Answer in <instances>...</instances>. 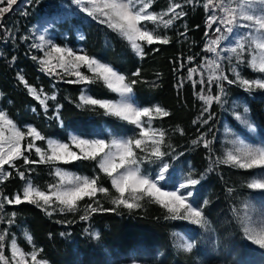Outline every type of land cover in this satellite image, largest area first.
Returning <instances> with one entry per match:
<instances>
[{
    "label": "trees",
    "instance_id": "16d2710c",
    "mask_svg": "<svg viewBox=\"0 0 264 264\" xmlns=\"http://www.w3.org/2000/svg\"><path fill=\"white\" fill-rule=\"evenodd\" d=\"M42 2L31 0L23 8L24 13L20 11L6 13L0 20V25H3L0 27V91L2 93L0 104L19 125L32 123L44 137L53 134L66 138L69 129L86 120L96 123L107 122L112 126L123 122L116 117L105 115L104 110L98 107L91 110L89 107L78 106L82 83H69L66 77L51 75L41 70L42 66L37 59L39 51L25 37V27L30 22L28 9L31 5H36V8L43 12L46 11L47 5L42 6ZM185 13L186 15L177 19V23L169 29L170 43L145 44L143 57H137L128 42L117 37L115 32L103 25L96 24L94 27H86L85 30L87 50L90 53L104 57L124 72L129 83L132 79L138 81L133 86V97L139 104L158 103L169 112L168 116H161L160 119L167 128H180V137H173L175 146L192 140L205 128L199 121L203 102L196 95V88L186 80V77L190 68L202 59L207 36L205 33H208L207 17L202 3L187 6ZM17 17H20V24L15 22ZM105 32H108L112 38L111 45L106 44L103 39ZM137 70L140 76L134 77L132 74ZM21 75L28 85L36 89L47 93L57 90L56 101L60 105L59 119L56 118L57 110L44 109L39 100L28 91L18 78ZM90 86L98 97L113 96L101 80L91 83ZM238 92L244 96V91ZM244 97L249 102L254 120L264 134V92H258L256 97ZM89 132L86 127L84 133L89 134ZM28 142L29 138L26 137L23 145L26 146ZM208 152L203 144H199L187 155L194 165L200 166ZM24 155L30 160L40 159L35 149L30 153L26 151ZM92 162L77 160L51 165L45 163L24 165L23 159H18L15 161L16 168L8 165L12 175L0 181V195L14 198L16 194L21 193L24 181L28 178L38 186L45 187L51 182L56 166L88 171L93 166ZM47 166L50 175L46 172ZM17 168L25 172V179L19 177ZM28 168L32 171H27ZM231 173L237 176L239 172L233 170ZM106 185L109 192H113L109 180L106 181ZM94 200L95 197L92 199L86 197L78 202L77 211L58 210L51 216L47 215L43 208L28 202L7 205L3 211H0V219L4 221L13 219L14 222L0 223V235L4 236L3 232L6 235L15 234L14 224L22 223L41 247V254L52 264H107V256L121 257L126 261L132 255L139 260L149 262L145 254L152 248H155L162 258H166L170 229L169 224L159 213L162 207L160 204L151 203L129 211L123 207L117 208L112 204V197L105 196L101 199V210L86 214L89 218L82 220L81 209L91 205ZM112 208L116 210L103 211ZM13 212L15 217L11 216ZM93 228L99 231L98 240L91 237ZM4 241L5 236L3 241H0V245H4ZM7 242L4 246L5 250H7ZM18 242L27 246L26 240L21 236L18 237ZM177 259V264L186 263L188 257L181 254ZM159 262L169 264L170 260L164 259Z\"/></svg>",
    "mask_w": 264,
    "mask_h": 264
},
{
    "label": "rangeland",
    "instance_id": "374dc122",
    "mask_svg": "<svg viewBox=\"0 0 264 264\" xmlns=\"http://www.w3.org/2000/svg\"><path fill=\"white\" fill-rule=\"evenodd\" d=\"M30 1L31 0H17V3L13 5L10 12L20 11V13H24L23 8L28 5ZM36 1H43L42 6L47 5V9L43 12L36 8V5L30 6L28 9V19L30 22L27 24V27H25V37H27V40L31 41V45L39 51V54L37 55L38 61L48 58L47 54L51 47L49 41H51L52 44H56L64 48H70L78 54H87L89 57H93L101 63L108 64L119 74L127 77L124 72L113 66L107 59L90 53L87 50L85 30L86 27H94V25L100 24L108 30L115 32L117 37L128 42L130 45V42L127 41L126 38H123L121 34L109 28L107 24H102L97 19L88 16L87 13L81 10L83 5H77L76 0ZM207 2L208 0H192L191 3H185V0H152L149 11H155L157 13L167 12L172 4L181 3L183 6L182 10L185 12L187 6H192L196 3H202V5H204ZM219 2L220 0H214V3L216 4H219ZM243 4L244 0H225V5L233 8ZM180 10L181 9H177V11ZM205 12L207 21L209 15L211 14H215L217 16L223 15V13L219 10L212 13L210 10L205 9ZM19 19L20 17L15 18V22L18 24L21 23ZM165 19H168V17L166 16ZM237 22L243 24L251 23L239 18ZM175 23H177V20L174 21L173 25ZM217 26L219 25H213L212 29H208L202 59L199 63L190 68V70L195 69V71L191 72L189 70L186 77V80L191 82V84L196 88V95L198 98L201 96L215 97L220 95L218 84L214 78L223 74L227 75L229 79H234L232 72L233 68H237V70L241 72L242 76L248 79L264 78V74H260L249 67L252 57H256L258 60L261 56V50L255 46V39L259 34L252 32L245 36V33H249V29L247 28H237L231 35L223 33L227 39L221 40L218 48V58L217 53L206 51L210 41L221 35V33H216L214 31ZM146 27L148 29L155 27L157 34L169 37V29L171 27L164 28L162 25L157 27L151 22H148ZM42 36L44 37L43 40L41 39ZM239 38H243V42L245 43V51L240 57L245 61V63L237 66V54L233 53L231 48L236 46ZM103 39L108 45L113 43L108 32L104 33ZM138 43H140L144 49L146 42L138 41ZM133 52L137 57H141L134 50ZM214 61L221 65V69H217L215 67L213 63ZM52 64L56 65L57 60L53 59ZM79 71L92 79H96L94 74L87 67H81ZM48 73L51 75H60L63 78L66 77L67 81L77 79L74 75L67 74L58 67ZM209 80H212L213 82L209 83ZM97 81L98 79L96 82ZM201 81H204V83H201ZM101 82L103 81L101 80ZM126 82H129L128 79ZM222 83L226 95L221 97V103L213 101L207 106V111H205V102L200 98L203 102V110L199 121L205 127L204 131L192 140L184 141L179 146H175L173 144V137H180V128L165 127L160 119L161 116L154 113L151 121V128L162 129L165 132V143L161 146V151L166 152L167 155L161 159L152 157L148 160H144L141 164L142 172L150 177H154L156 173L160 171L162 164H168L169 167L166 174L167 178L166 180L160 182V186L165 191L176 190L178 184L186 181L188 174L191 172L192 178L198 179L200 183L191 189H182L180 191L184 192L190 190L192 192L189 202L193 203L194 206L200 205L203 207L205 216L209 222L208 227L201 228L198 225L191 224L187 220L166 218L169 217L170 214L161 205L162 207L160 208L159 213L162 216V219L169 224L170 229V242L168 244L169 248L166 250V258H162L158 251L155 248H152L150 252L145 254V257L149 259V262L133 257L132 252H130L132 256H130L126 261L121 257L116 258L115 256L112 258V256H107V264H162L159 261H164V259L170 260L169 264H177V258L181 254H185L188 257V260L186 263L180 262L179 264H264V249H260L259 246L254 245L251 241L247 240L244 233V226L253 228L256 231L264 230V190L250 189L247 187L248 183L251 182L252 179L257 178L256 173L264 172V169L245 170L223 163H215L218 159L225 158L227 152L240 146L241 141L249 144L264 145V134L260 131L258 124L254 120L249 102L244 97H256L258 92H264V90L254 89L252 91H246L238 84H228L227 81H222ZM82 84L83 87L79 95V104H81V94L113 102H117L122 99L118 92H114L109 88L108 89L113 93V96L98 97L93 93L90 84ZM28 86L34 88L32 85ZM34 89L37 94L40 95L41 99L44 98L45 94L48 96L55 95L56 97V89L50 93L41 89ZM238 91H244V96L240 95ZM1 96L2 93L0 91V99ZM131 101L140 107L160 106L158 103L139 104L134 99L133 94L131 96ZM47 105L48 109L52 108L54 110H58L60 107L56 99H49L47 101ZM245 106L249 109L247 114L243 112V108ZM0 109H2L7 116L13 120L14 124L20 130H26L28 126H31L35 127L40 132V130L32 123H26L23 126L19 125L1 104ZM209 114H211L213 118L208 120L207 123H203V121L208 118ZM237 114L241 116L247 115L250 122L254 124L255 130H250L241 120H238L236 118ZM143 119L146 121L148 118L145 117ZM75 127L68 130V136L66 138L52 134L46 136L45 140L35 141V145L42 148L47 154L48 149L46 141L51 139L54 141L69 143L72 150L79 154V149L71 145L69 139L70 136H79L85 139L99 138L108 142H111L112 139H128L133 137L140 138L138 136L140 129L136 125L127 121L118 122L116 126H112L107 122L96 123L94 121L90 122V120H86L77 123ZM86 127H88L90 131L89 134L84 133ZM202 136H204L205 139L211 140L212 145L211 150L206 156H204L202 164L200 166H196L191 162L187 154L191 150L195 149L199 144H203V141L199 144H193L194 140H199ZM30 139L31 138H29V140ZM150 143L151 142L149 141V143L145 145L146 149L150 148ZM136 151L138 157L141 158L147 154V151L141 152L139 149ZM81 160L78 161L80 162ZM97 160H99V157ZM91 161H93V166L88 171L77 169L73 170L62 166H56L53 170L51 182L45 187L38 186L28 178L24 181L20 194L22 195L23 188L27 186V183H31L34 187H37L42 191H47L48 186L52 184L61 185L60 178L54 175L57 168L62 169L69 176L99 177L98 187L102 186L107 188L106 181L109 180L111 183V179L100 171L97 161ZM4 168L6 172H9L8 165H5ZM233 170H238L239 173L237 176L231 173ZM46 172L49 175L51 174L48 170V166ZM62 186L68 187L69 185L65 182ZM117 195L118 193L115 192V189L113 192H108V194L98 192L94 200L95 202L93 201L91 206L99 207L101 209L102 198L110 196L113 199ZM5 197L6 196L0 195V201H3ZM139 203L141 206H146L155 202L153 199L145 197L143 200L139 201ZM6 206L7 204L5 203L4 207ZM54 207L57 210L53 211V213L58 211L59 205H54ZM49 211H52V209L49 208ZM81 213L82 215H86L92 212L88 207L84 206L81 209ZM14 227L15 234L9 233L6 235V233L3 232L5 241L2 247V252L5 258L8 259L9 264H16V260L20 259V253H23L24 258L28 259L29 264H31L29 254L32 251L37 252V256L38 259L41 260V264H52L41 254V247L35 242L31 232L26 228V226L22 223H17L14 224ZM19 236L26 240L27 246H23L18 242ZM29 237L31 238L30 240L28 239ZM91 237L94 240L99 239V231L96 228L92 229ZM13 240L15 241L16 247L19 249V253L15 259L12 257ZM6 241H8L7 250L4 248ZM185 241H194L196 244V247L191 254L185 253L179 247L181 243ZM0 263L4 264L3 261H0Z\"/></svg>",
    "mask_w": 264,
    "mask_h": 264
},
{
    "label": "snow or ice",
    "instance_id": "6c2138e0",
    "mask_svg": "<svg viewBox=\"0 0 264 264\" xmlns=\"http://www.w3.org/2000/svg\"><path fill=\"white\" fill-rule=\"evenodd\" d=\"M191 2L192 0H185V3ZM16 3L17 0H0V19L3 18L4 14L10 12ZM76 3L77 5H83L81 10L87 13L88 16L97 19L102 24H107L109 28L121 34L123 38H126L130 42L131 48L141 57L145 53L138 41L146 42L147 45L170 43V38L157 34L155 27L148 29L146 27L148 22L157 27L162 25L164 28H169L175 20L181 19L186 15L182 10L183 6L181 3H174L169 7L167 12L160 13L149 11L152 0H76ZM203 7L212 13H215L217 10L223 13L220 16L211 14L208 17L207 28L212 29L213 25H219L215 27L214 31L221 33V35L210 41L206 51L217 53L219 58L218 48L221 40L227 39L223 33L231 35L237 28H247L249 29V33H245V36L252 32L259 34L256 36L255 46L261 50L260 58L257 60L256 57H252L249 67L260 74H264V0H244V4L238 5L236 8L226 6L225 0H220L219 4L214 3V0H208ZM177 9L181 10L177 11ZM166 16L168 19H165ZM238 18L251 23H238ZM0 27H3V25H0ZM207 34L206 32L205 35ZM41 39L43 40L44 37L42 36ZM49 44L51 47L47 54L48 58L39 61L42 66L41 70L52 72L58 67L65 73L74 75L77 78L76 80L68 81L69 83L91 84L95 83L97 79L102 80L109 89L118 92L122 99L113 102L81 94V104L78 106L89 107L91 110H95L98 107L104 110L105 115H110L136 125L140 129L138 133L140 138L112 139L111 142H108L99 138L85 139L79 136H70V143L79 149V154L72 150L69 143L49 139L46 141L48 149V153L46 154L42 148L35 145V141L45 140V137L35 127L28 126L26 130H20L13 120L0 109V181L12 175L11 172L5 171L4 166L9 165L16 168L15 161L18 159H23L24 165L37 163L51 165L57 162L70 163L81 159L94 160L97 161L100 171L111 179V185L115 189V192L118 193L112 199V204L117 208L123 207L131 211L141 207L139 201L147 197L153 199L155 203L162 205L167 210L170 216L166 218L187 220L191 224L207 228L209 222L205 216L203 207L200 205L194 206L193 203L189 202V198L192 195L190 190L180 191L182 189H191L200 183L198 179L192 178L191 172L188 174L186 181L178 184L176 190L165 191L160 186V182L167 178L168 164H162L160 171L154 177H150L141 170V164L144 160L152 157L161 159L167 155L166 152L161 151V146L165 143V132L162 129L151 128V121L154 113L159 116H168L169 112L160 106L140 107L134 104L131 101V96L133 94V86L138 82L136 79H132L130 83L126 82L127 77L119 74L106 63H101L87 54H78L70 48L52 44L51 41H49ZM231 51L237 54V66L245 63L240 58L245 51L243 38L237 40L236 46L232 47ZM33 59H36V57H33ZM53 59L57 60L56 65L52 64ZM213 63L217 69H221L219 63L215 61ZM81 67H87L91 70L96 79H92L80 72L79 69ZM190 71L194 72L195 69ZM232 72L234 79H229L227 75L223 74L214 78L218 84L220 95L215 97H200L205 102V111H207V106L213 101L221 103V97L226 95L222 81H227L228 84H238L246 91L254 89L264 90V78H245L237 68H233ZM132 75L139 77V70ZM18 78L45 109L48 107L47 101L49 99H56L55 95L48 96L47 94L41 99L36 90L28 86L27 81L22 75ZM212 82V80H209V83ZM201 83H204V81H201ZM243 112L247 114L249 109L245 106ZM145 117L148 118L146 121L143 119ZM56 118L59 119L58 110ZM212 118V115L209 114L203 123H207ZM236 118L241 120L250 130H255L254 124L250 122L247 115L241 116L237 114ZM26 137L31 139L25 146L22 144V141ZM149 141L151 142L150 148L146 149L145 145ZM201 141H203L204 147L210 151L212 141L205 139L204 136L200 137L199 140H194L193 144H199ZM33 148H35V153L40 157L38 161L30 160L27 155H24L26 151L30 153ZM137 149L141 152L147 151V154L143 158L138 157ZM98 157L99 160H97ZM215 163H223L245 170L264 169V145L249 144L241 141L240 146L227 152L225 158L218 159ZM26 170L32 171L31 168ZM16 171L21 179H25L24 171H20L18 168ZM54 175L60 178L61 185L52 184L48 186L47 191H42L31 183H27V186L23 188L22 195L16 194L14 198L5 197L3 201H0V211H3L5 203L7 205H19L23 202H28L43 208L49 216L53 214V211L57 210L54 205H59L58 210L61 212H75L77 211L78 202L84 198L92 199L96 197L98 192L104 194H108L109 192L108 188L98 187L99 177L69 176L59 168L55 170ZM256 177L248 183L247 187L264 190V172L256 173ZM65 182L69 185L68 187L62 186ZM87 207L92 213L101 210L99 207H92L91 205ZM49 208L52 211H49ZM115 210L116 208L103 209V211ZM11 216L15 217V213L13 212ZM88 218L87 215L81 216L82 220H87ZM13 222V219H8L7 221L0 219V223L12 224ZM244 233L247 240L259 246L260 249H264V230L256 231L253 228L244 226ZM3 239L4 236L0 235V241H3ZM28 239L30 240L31 238L29 237ZM2 247L3 245H0V249ZM179 247L185 253L191 254L196 244L194 241H185ZM18 253L19 249L13 240V259L16 258ZM29 255L31 264H41L36 251L30 252ZM0 261H3L4 264H9L2 250H0ZM16 264H29V260L24 258L23 253H20V259L16 260Z\"/></svg>",
    "mask_w": 264,
    "mask_h": 264
}]
</instances>
